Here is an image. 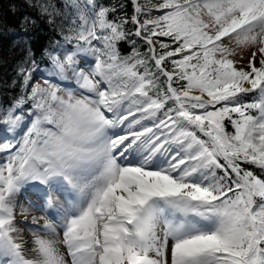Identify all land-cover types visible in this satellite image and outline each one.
<instances>
[{
	"label": "snow or ice",
	"instance_id": "snow-or-ice-1",
	"mask_svg": "<svg viewBox=\"0 0 264 264\" xmlns=\"http://www.w3.org/2000/svg\"><path fill=\"white\" fill-rule=\"evenodd\" d=\"M26 2L0 264H264V0Z\"/></svg>",
	"mask_w": 264,
	"mask_h": 264
},
{
	"label": "trees",
	"instance_id": "trees-1",
	"mask_svg": "<svg viewBox=\"0 0 264 264\" xmlns=\"http://www.w3.org/2000/svg\"><path fill=\"white\" fill-rule=\"evenodd\" d=\"M24 15L32 17L37 15L34 9L28 7L26 0H0V104L11 102L13 95L19 91L18 88L10 89L3 85L11 84L16 76L17 65L25 58L27 45L21 42L25 33L22 32L20 25ZM27 35L31 37V47L39 61L41 51L54 34L49 31L46 24L40 23ZM122 50L127 51V46L122 45ZM3 139L4 134L0 133V142H3Z\"/></svg>",
	"mask_w": 264,
	"mask_h": 264
},
{
	"label": "rangeland",
	"instance_id": "rangeland-1",
	"mask_svg": "<svg viewBox=\"0 0 264 264\" xmlns=\"http://www.w3.org/2000/svg\"><path fill=\"white\" fill-rule=\"evenodd\" d=\"M232 47H234L236 49V55L233 57V59L236 61V66L237 67H246L249 59H244L239 55V53L237 54V52H239L240 48L237 47L235 44H233ZM256 60L258 62L259 57L256 58ZM2 159H3V154H0V160H2ZM53 197H54V199L57 198V194L53 193ZM36 214L40 215V213H36ZM29 223H30V221H29Z\"/></svg>",
	"mask_w": 264,
	"mask_h": 264
},
{
	"label": "bare ground",
	"instance_id": "bare-ground-1",
	"mask_svg": "<svg viewBox=\"0 0 264 264\" xmlns=\"http://www.w3.org/2000/svg\"><path fill=\"white\" fill-rule=\"evenodd\" d=\"M239 48H240V50H239V52H237V54L239 53V55L244 59H250L252 52L256 51L255 48H251V47L240 46ZM258 57H259V53H257L256 58H258Z\"/></svg>",
	"mask_w": 264,
	"mask_h": 264
}]
</instances>
